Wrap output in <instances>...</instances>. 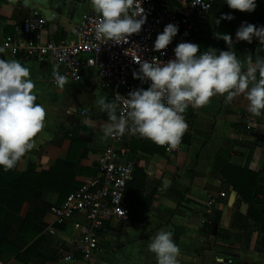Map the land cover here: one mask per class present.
Masks as SVG:
<instances>
[{
  "label": "crops",
  "instance_id": "1",
  "mask_svg": "<svg viewBox=\"0 0 264 264\" xmlns=\"http://www.w3.org/2000/svg\"><path fill=\"white\" fill-rule=\"evenodd\" d=\"M252 12H240L216 0L199 36L184 32L200 51H233L244 67L264 57V44L238 41L242 24L264 26V0ZM38 8L46 20L42 41L73 40L83 14H96L89 0H0V41ZM230 14L232 20H222ZM232 27L233 30L222 28ZM216 33L232 37L229 46ZM35 83L36 103L46 111L45 127L34 138L36 147L8 172L0 168V264H51L60 244L78 235L70 222L58 224L50 212L66 196L98 172L107 114L97 100L115 102L95 69L84 68L73 81L61 66L47 61H22ZM66 77L58 88L53 71ZM133 91L140 89L131 82ZM144 89V88H143ZM147 90V89H145ZM243 95L231 103L216 96L202 108L187 109L181 152L166 153L148 139L125 134L136 173L128 185L129 220L107 222L98 251L89 261L73 264H156L148 244L164 230L173 233L180 249L178 264H264V115L253 117ZM88 109V114L81 112ZM252 125L250 131L245 127ZM213 202L212 208L207 207ZM62 264V263H55Z\"/></svg>",
  "mask_w": 264,
  "mask_h": 264
},
{
  "label": "clouds",
  "instance_id": "2",
  "mask_svg": "<svg viewBox=\"0 0 264 264\" xmlns=\"http://www.w3.org/2000/svg\"><path fill=\"white\" fill-rule=\"evenodd\" d=\"M18 0H9L10 4ZM28 7L32 0H22ZM138 0H89L98 21L94 33L97 41L120 44L129 36L138 34L146 23L144 9H137ZM230 9L252 12L256 0H224ZM230 14L222 20H232ZM178 33V26L169 23L154 42V50L167 48ZM229 46L232 37L216 33ZM238 41L251 43L253 37L264 44V26L242 24L236 31ZM5 47L0 46V54ZM174 59L166 63L155 57L151 62L136 60L138 72L133 77L142 82L150 81L147 90L131 91L125 98L126 110L119 111L115 102L106 97L97 100L101 112L108 120L103 129V139L123 137L125 134L148 139L158 146L176 149L187 129L183 114L191 106H207L213 97H224L231 103L243 95L248 101L247 111L253 117L264 115V57H247L245 68L236 54L229 51L208 49L191 42L179 43L174 48ZM163 54V53H162ZM54 83L63 88L66 77L53 71ZM35 83L30 78L29 67L16 59H0V168L4 172L15 168L25 154L36 147L34 138L45 127L46 111L36 103ZM148 251L155 255L156 264H178L180 249L173 240V233L160 231L148 244Z\"/></svg>",
  "mask_w": 264,
  "mask_h": 264
},
{
  "label": "built area",
  "instance_id": "3",
  "mask_svg": "<svg viewBox=\"0 0 264 264\" xmlns=\"http://www.w3.org/2000/svg\"><path fill=\"white\" fill-rule=\"evenodd\" d=\"M173 5L157 0H138L136 7L144 9L146 23L138 34L129 36L127 42L106 43L95 39L97 14H83L73 31V40L61 42L42 41L41 33L46 20L38 8L27 14L22 24L13 33L0 41L5 54L22 61H47L61 66L67 76L78 81L84 68L95 69L97 77L106 90L111 91L119 111L126 110L125 98L133 91L131 82L136 80L147 89L150 81L142 82L133 77L138 72L136 60L151 62L155 57L166 63L174 59V48L182 42H190L184 32L199 36L201 25L207 19L216 0H174ZM169 23L178 26V33L166 49L155 51L154 42ZM163 53V54H162ZM88 114V109L81 112ZM188 110L183 114L185 117ZM252 125L245 127L250 131ZM166 153L177 155L181 147ZM131 157L129 142L122 137L109 138L107 146L98 159V172L83 186L68 194L60 206H52L51 214L56 223L70 222L78 235L69 244L58 245L51 264H73L79 260L89 261L98 251L100 233L107 222L126 223L129 220L130 201L126 196L128 185L136 171ZM208 201L207 207L212 208Z\"/></svg>",
  "mask_w": 264,
  "mask_h": 264
},
{
  "label": "trees",
  "instance_id": "4",
  "mask_svg": "<svg viewBox=\"0 0 264 264\" xmlns=\"http://www.w3.org/2000/svg\"><path fill=\"white\" fill-rule=\"evenodd\" d=\"M159 3H163V4H167V5H173L174 4V0H157ZM222 29H226V30H233L232 27H224ZM136 173V171H135ZM135 175V174H134Z\"/></svg>",
  "mask_w": 264,
  "mask_h": 264
}]
</instances>
